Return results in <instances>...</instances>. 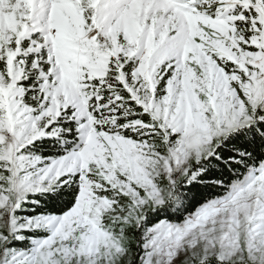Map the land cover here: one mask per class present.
<instances>
[{
    "label": "snow or ice",
    "instance_id": "obj_1",
    "mask_svg": "<svg viewBox=\"0 0 264 264\" xmlns=\"http://www.w3.org/2000/svg\"><path fill=\"white\" fill-rule=\"evenodd\" d=\"M0 264H264V0H0Z\"/></svg>",
    "mask_w": 264,
    "mask_h": 264
}]
</instances>
